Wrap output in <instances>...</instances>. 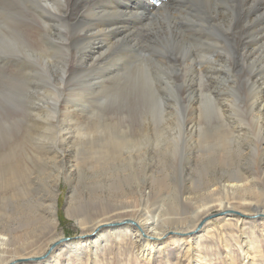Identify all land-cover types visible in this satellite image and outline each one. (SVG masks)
<instances>
[{
	"label": "rangeland",
	"instance_id": "obj_1",
	"mask_svg": "<svg viewBox=\"0 0 264 264\" xmlns=\"http://www.w3.org/2000/svg\"><path fill=\"white\" fill-rule=\"evenodd\" d=\"M93 1L94 12L89 14L81 2L77 4L71 0L60 3L58 10L52 13L46 12L48 8L43 0H0V42L6 45L0 43V160L4 158L8 161L9 168L19 167L16 172V181L19 179L17 185L7 187L5 184L6 188L3 189L13 195V200L10 201L9 195L0 196V222H11V225H7L14 229L12 236L21 237L19 224L22 206H32V210L41 205L47 206L46 196L50 194L52 186L55 188L56 181L59 224L55 234L65 241L58 244L47 259H44V255L51 246L40 250L37 255L32 254L35 246L27 247V252L22 253L16 264H47L50 257L57 258L59 255L58 264H91L86 247L81 248L78 256L64 247L72 241L86 242L87 237H78L91 234L90 226L79 225L70 219L67 209L71 204H79L85 218L103 220L100 215L110 213L107 203L113 200V196L134 193L136 185L144 187L145 200L152 195L135 210H141V219L170 210L178 205V196V201L184 204L182 207L191 213L197 209L201 217L198 229L203 228L204 231L193 236L214 229L212 235L201 239L204 246L191 248L192 257L208 258L209 264H229L231 257L235 264H264V216L254 217L253 210V207L264 205V106L259 108L260 103L264 104L263 94L260 96L261 102L255 103L259 90L264 87V74L253 77L264 69V49L261 48L264 45V21L258 18L263 23H255L252 27L247 18H243V13L241 17L235 14L237 19L233 26L238 28L231 36L223 27H217L218 31L210 27L215 20L209 19L208 16L213 17L209 11H204L207 0H133L131 5L134 6L129 10V0ZM218 1L220 11L224 12L222 19L231 16L233 11L230 10L236 9V1ZM259 2L264 5V0ZM19 6L20 14L16 12ZM112 9H116L115 12ZM198 14L206 16L204 26ZM97 20L100 21L97 28L110 34L111 42L117 47L124 46V49H113L108 54L114 57L108 56L101 66L84 72L74 51L77 45L86 47L89 34L84 33L82 27L88 28ZM157 32L162 34L158 35ZM4 38L16 43L11 46ZM184 39L188 43H184ZM41 42L44 46L41 49L46 51L42 67L38 54L30 51V46L37 49ZM255 44L257 46L253 47ZM248 45H252L251 48ZM56 48L64 50V53L66 51L64 64L68 66V74L64 72L61 85V69L56 67V59L51 54ZM68 51L72 56L68 55ZM49 70L55 76V81L50 83L59 85V89L58 93L50 89L45 96L33 88H40V74L48 73L49 80ZM101 84L105 86L103 89ZM41 95L44 101L40 103L38 99ZM67 110H76L78 123L70 130L75 132V128L81 129L82 136L72 132L71 135L67 134ZM36 115L40 118H36ZM119 128L128 131L127 135L119 133ZM137 130L144 133L142 138L133 135ZM109 135L118 140L132 138L136 141L132 154L136 159L132 163L125 159L122 164H113V161L106 164L89 156L88 149L95 147L94 151L97 150L105 138L110 139ZM37 151L44 156L41 157ZM125 152L123 158L128 151ZM83 153L89 157L84 164L80 159ZM9 170L0 182L11 179ZM218 172L230 176L236 173V177L238 172L245 173L249 190L247 203L238 204L229 211H238L246 216L225 215L205 221L207 217L223 212L217 203L203 208L212 202L211 199L207 200V195L211 190L218 189L215 186L206 190L219 180ZM25 191L30 192L29 196L24 195ZM92 195L100 197L102 201L88 204ZM128 196L125 200L132 195ZM218 197L216 195L214 199ZM130 217V212H125L116 218L109 215L107 220L121 219L130 223ZM238 219L242 221L239 228L227 225H237ZM221 223L225 225L222 233L231 245L230 249L217 240L221 234L216 226H221ZM241 224L245 234L240 232ZM1 230L5 231L0 226ZM36 235L38 237L30 239L28 243L36 238L38 241L43 236ZM190 236L191 233H167L161 241L163 244L154 249L160 254H155L148 262L136 258L131 244L123 252L114 244L111 250L109 247L104 249L107 253L104 258L99 252L101 264H187L185 252L192 243L188 242L180 248L172 242L176 238ZM247 237L249 240L241 241ZM247 243L253 245L255 252L250 260L245 253L249 247ZM17 244L20 245V242ZM11 248L14 252L15 247L12 245ZM30 256L36 260L28 261L26 258ZM165 259H168V263Z\"/></svg>",
	"mask_w": 264,
	"mask_h": 264
},
{
	"label": "bare ground",
	"instance_id": "obj_2",
	"mask_svg": "<svg viewBox=\"0 0 264 264\" xmlns=\"http://www.w3.org/2000/svg\"><path fill=\"white\" fill-rule=\"evenodd\" d=\"M43 1H45V3H46L45 6L48 8V10L46 12L52 13L53 10L54 11H55V9L58 10V8L60 7V3H63L66 0H43ZM74 1L77 2V4L79 2H81L82 3V4L80 3L81 6H86V10L88 9V13L89 14H93L94 8H95V6H94L95 1H93V0H74ZM74 1L71 0V2H74ZM235 1H236V4H235L236 9L234 8V9L230 10V11H233L234 13L232 12L231 16H224V19H222V15H223L222 13H224V12L220 11L221 8H220V5H219V1L218 0H207L206 1L207 3L205 4V7H204V9H206V10H204V11H209L210 12L209 15H213V17L212 16H208V17L211 20H215V22L210 25V27H212V29H214V31H218L217 27H223V28L226 29V33L228 35L233 36V34H235L236 29L238 28V27L235 28V26H233V23H236V19H237L235 14H237V16L241 17V14L243 13V15H244L243 18H247V22L249 21L248 23H250L249 25L252 26V27H254L255 23H263V21H264V5L261 2H259V0H235ZM248 1H250V5L248 4ZM99 2H101V1H99ZM131 2H133V0H129V2L127 3V6H128L127 9L128 10L131 9L132 6H134V5H131ZM223 2H225V1H223ZM227 3H229V2H227ZM109 5H110V3H109ZM26 6L27 5H25V8H24L25 10H26ZM201 6H203V5H201ZM40 7L42 9H44L43 6H40ZM100 7H101V5H100ZM191 7H190V9H191ZM243 7H244V10L242 9ZM107 8L109 9V7H107ZM187 9H188V7H187ZM227 9H228V7H227ZM22 10H23V8H22ZM112 10L115 12L116 9L115 10L112 9ZM198 11L200 12V10H198ZM204 11H201V12H204ZM16 12L18 14H20L21 13V7L17 8ZM96 12H98V11H96ZM102 12L107 13L105 11H102ZM2 13H3V11H2ZM6 13H9V12H6ZM124 14H126V13H124ZM204 15H208V14L205 13ZM98 16H101V13H99ZM205 17H202V14H200V15L198 14V18L203 22L202 23L203 26H204V22L206 20ZM253 18H255V19H253ZM258 18L262 19L263 21H259ZM122 19H121V21H122ZM250 20H252V21H250ZM98 22H100V21L97 20L94 23V25H92V26H90L88 28H87V26L82 27V31L84 33H88L89 34L88 39L86 41L87 44H86V47L83 46V45H82V47L77 45V48L74 51V54H75L76 58L78 59V62L80 63L79 65H82V71H84V72H85L86 69L91 71L95 67L98 68L99 66H101V63L104 62L108 56L112 55V54L110 55L108 53L111 52L113 49L115 50V48H119V49H121V51H123V49H124V46L117 47V46H115L116 45L115 43L111 42L110 37H109L110 34L108 35L102 29H98L97 28V23ZM113 24H114V21H113ZM105 25H107V24H105ZM53 26H54V24H53ZM186 26H188V25H186ZM116 27H114V28H116ZM241 29H242V27H241ZM125 31H123V32H125ZM23 33H25V32H23ZM114 33H115V31H114ZM157 34L161 35L162 33L157 32ZM200 34L201 33H199V35ZM205 34H206V31H205ZM206 35L208 36V34H206ZM65 38H66V36L63 37L64 40H65ZM179 38H181V37H179ZM4 39H7L9 41L8 44L11 45V46L16 43V41H13L11 39H8V38H4ZM161 39H162V37H161ZM258 39H259V37H258ZM54 41H55V39H54ZM166 41H168V40L166 39ZM182 41L184 43H188L186 39H184ZM0 43L3 46H6L5 43H2V42H0ZM63 43L65 44V42H63ZM203 43H204V41H203ZM118 44L124 45L122 42H119ZM16 46H18V45H16ZM251 46L252 45H248L247 47L251 48ZM254 46H257V45L255 44V45H253V47ZM37 47H36L37 49H35L34 46H30V48H31L30 51H34V53L38 54V56L40 58V63L42 64L41 67H42L43 66V62L46 59V54H45L46 51L44 52V50H42L44 48V46L42 45V42L40 43V46L37 45ZM261 48L263 50L264 49V45ZM17 49H19V48H17ZM23 49H27V48L23 47ZM68 52H69L68 55L72 56L71 51H68ZM261 52L263 53V51H261ZM17 53H19V52H17ZM65 53H66V51H65ZM65 53H64V50H62L60 48H56V49L53 50V52H51V54H53L54 58L56 59V64H57L56 67L61 69V81H60L59 85L62 84V81L64 82V77H65V75L68 74V72H67V67L68 66H65V64H64L65 60H66V58L64 59ZM48 58H50V56ZM258 60H261V59L258 58ZM47 65L49 66V64H47ZM255 65H256V63H255ZM257 66H258V64H257ZM49 71H50L49 80L47 79L48 78L47 77L48 73L40 74L39 75L40 76L39 78L41 79L40 88L36 89V88L32 87L33 89L37 90L41 94H44L45 96H46V94L48 92H50L49 91L50 89L55 90L57 93H58V89H59L58 88L59 85L55 86L54 82H53L54 84L50 83L51 81H55V76L53 75L51 70H49ZM262 71H263L262 73L256 74L253 77L254 78L255 77H260L262 74H264V69ZM64 72H65V75H63ZM37 79H38V76H37L36 80ZM263 79H264V75H263ZM33 82H34V79H33ZM98 86H99V84L97 85V87ZM104 87L105 86L103 84H101V89H103ZM74 89H75V87H74ZM32 95H33V93H32ZM261 95L264 96V87H263V89L259 90V94H257V100H256L255 103L261 102L260 101V96ZM39 97H40V99H38V101L39 102L40 101L43 102L44 101L43 95H41ZM44 105H42V106H44ZM263 106H264V104L262 105L260 103L259 108L261 109V108H263ZM67 112L68 113L66 114V117L69 119V125L67 126L69 132L67 134L71 135L72 130H70V129L75 124L77 126L78 120L75 119L76 110H70V111L67 110ZM259 113L261 114V112H259ZM255 115H256V113H255ZM36 118H40V117H37V115H36ZM256 125H257V122H256ZM75 132H72V134H75V135L77 134V135L80 136L83 133L81 129L77 130V128H75ZM118 132L119 133H126V135H127L128 131H124L123 129L119 128ZM130 132H132V131H130ZM86 133H85V135H86ZM100 134H102V133H100ZM143 134L144 133H142L140 130H137V131L133 132L134 136H140L141 138H142ZM87 135H90V134H87ZM106 136L107 135H104V137H106ZM109 136H110L109 140L106 139V138H105V140L102 139L104 141H102V143L98 146L99 148L97 150L95 149V151H94L95 147H93L92 150L88 149L89 156H91V158H95V159H98L100 161H105L106 164L109 161H113V164L114 163H119V162L121 163V162L125 161V159L129 160L130 163H132L133 160L136 159V158H134V155H132L133 151L135 152L134 148L136 147V145H135L136 141H133L131 136H130L131 140H129L127 138H124V140H118L116 137H113L112 135H109ZM62 137H64V136L62 135ZM112 138H114V141H112ZM176 138H177L176 140H178V137H176ZM63 142H66V140H63ZM125 151H128V152L126 154V157L123 158V153H126ZM37 153L40 154L39 151H37ZM82 155H83V157L80 158V159H81L82 163L84 164L85 161H87V158H89V157H87L85 155V153H83ZM40 156L42 157L44 155L40 154ZM74 158L76 160H78L76 158V156ZM11 162H12V160H11ZM16 162H17V160H16ZM127 164L128 163H126L125 165H127ZM8 165H9L8 161H6L4 158H3V160H0V179H1V177L5 179V177L7 176L6 171L9 170V169H10L9 170L10 171L9 172V177L11 178V179H6L5 181H4V179L1 180V182H0V196H2L3 194L4 195H9L7 193V191H5L3 189H5L6 186L7 187L8 186L15 187V185H17V181L19 180L18 179L16 181V176H17L16 172L19 169V167L16 168V167H12L11 166L12 168L11 167L9 168V167H7ZM80 165H82V164H80ZM89 165H90V163L88 164V166ZM71 168L72 169H77V167H75V166L74 167L71 166ZM124 168H126V166H124ZM218 173L220 174L219 180L216 183L213 182L212 185L209 186L206 190L209 191L212 187H215V186H218L217 187L218 189L215 190V191L211 190L209 195H207L208 193L206 194L208 196L207 200L211 199L212 202H208L205 206H203V208H206V206H209L211 204L214 205L213 203H217L218 207L221 208L222 211H226V210H234L236 208V206H238V204L240 206V205H243L244 203H247L246 202L247 201L246 200V196L248 195L247 193H248L249 190H248V187H246L247 186V178H245V173L238 172L237 173L238 174L237 177H236V173L234 174V176L226 175V174L221 173V172H218ZM5 184H7V185L5 186ZM54 184H55L54 185L55 188L52 186L53 187V190H52V187H51V189L49 191L50 194L48 196H46L48 199H45V201L47 203H49L47 206H44V205L42 206L41 205V207H38L37 209H34V210H32V208H33L32 206H22V208H21L22 212H20L22 220H21V222L19 224V227L21 226L19 228V231L22 232L21 233V237L20 236L18 237L17 235L16 236H12L13 235L12 232H14V229L11 230L9 228V226H8V225L12 224L11 222H6L4 220H2L3 222H0V226L3 227V229H5V231L4 230L0 231V264H16L18 262V260L21 259L20 256L22 255V253L23 254L26 253L27 252L26 251L27 247H30V246H35V249L32 250V251H34L32 254H35V255H37L40 252V250L43 251L44 249H46V248L51 246L50 249H49V252L46 255H44L45 256L44 259H47L50 256L48 254H50L51 251L53 249H55V247L58 244H60L61 242L64 241L62 239V237L60 238V236L55 234V231H56V228L58 227L59 221H58V218H57V209H56V207H57V199L56 198H57V193H58V187H57L58 183L56 181H54ZM104 187H105V185H104ZM136 188H137V189H135L136 192H134V193L130 192V193H127V194L125 193V194H122L121 197H117L118 194H115L116 192L113 193V194H115V196H113V200H111L109 203L106 202L109 205V207H110V213H101V215H100V217L102 219L104 218L103 220H99V218H96V219H90L89 217L85 218L84 215H83L84 213L81 212L82 209L80 208L79 204H74V205L71 204L70 207L67 209L68 217L70 219L71 218L74 219L75 222L77 221V223L79 225L90 226L91 234L83 235V236H79L78 237V238L87 237L86 242L77 241V242L73 243V241H72V243H67V245H65L64 247L68 250V252L73 254V255H77L78 256V252L81 250V248L86 247V249L88 250L89 261L91 262V264H101L102 260L100 258V254H99L100 251H101L102 258H104L107 255V253H105V250H106L105 248H107V247L110 248L111 246H113L115 244V246L118 247V250L123 252L125 250V248L128 245L131 244L132 252L135 253L136 258L140 259L143 262H148L149 260L151 261V259L153 258V256L155 254H160L159 252H156L154 249L156 248L157 245L163 244V242H161V241L166 237L167 233L173 231L174 233H176L178 235L189 234V233L192 234V237L190 236L191 238L190 237H188V238H176L172 242L174 244L177 243L176 245L178 247H180V248L185 247L188 242L192 243V246L188 250H186V252H185V256H188L187 264H202V262H205V264H207L208 263V258L204 259V258H201L200 256H193V257L191 256V252H192L191 248L194 246L195 249L196 248L198 249L199 246H204L205 244L201 243V239L203 240L208 235H212L213 234L212 231H214V229L206 230V232L204 234H201L199 236H193V234L198 233L199 231H204L203 228H199L198 229V222L200 221L201 217L199 216L198 211H196L197 209L194 212H192V213L188 212L185 207H182V206H184L183 202L182 201H178V196L174 195V197L176 196V201H177L178 205H175L170 210L163 211L161 209L162 211L161 212L159 211L160 212L159 214H157L155 216H147L146 219H141V210H139L137 212L135 210L137 209V207L139 205H142V204H144V202H147L152 195H148L147 199L145 200L143 198V192H144L143 188L144 187L142 185H136ZM201 192H204V191H201ZM24 193H25L24 194L25 196L26 195L29 196V194H30L29 191H25ZM128 195H132V196H130L129 200H125V198L129 197ZM216 195H219V197L214 199ZM92 196L93 197L91 198V202H88V204H92L94 202L100 203L102 201L100 199V197H96L95 195H92ZM181 196L182 195H180L179 198ZM9 197H10V201H12L13 200V195H9ZM137 200L140 201V202H138ZM195 202H196V200H195ZM238 202H240V203H238ZM189 203H191V201ZM192 204L193 203H191V205ZM22 205H26V204L23 203ZM4 208L8 209L6 206H4ZM253 210H254L255 216L259 215V214H263L264 215V205L253 207ZM125 212L126 213L130 212V214H131L130 223H128L126 221H121V219L118 220V221L111 220V219L107 220V216H109V215H114L115 218H116L117 215L120 216V215H122V213H125ZM81 217H84V218H81ZM7 221H8V219H7ZM232 221H234V220H232ZM237 222H238L237 225H236V223H234L233 225L232 224H227V225H229L231 228H233V227L239 228V223L242 222V221L240 219H238ZM15 227L17 228L18 226L15 225ZM224 227H225V225L222 224V223H221V226H219V227L216 226V228L219 230V232L221 234L217 238V240L222 242V243L224 242L225 243V247L227 249H230L231 245L226 242L227 238L224 237L223 233H222ZM242 228H243V224H241L240 232L242 234H245V231ZM201 229H203V230H201ZM45 232H47L46 235H45ZM36 233L43 235L42 237H40L41 239H39L37 241L36 239H38V238H36L35 241H33V242L31 241V243H28L30 239H32L34 237H38V235H36ZM22 235H24V236H22ZM78 238H75V239H78ZM75 239H71V240H75ZM59 240H61V241L59 242ZM247 240H249L248 237L245 238V240H241V241H247ZM241 241L237 240L236 242L241 244ZM17 242L18 243L20 242V245H18ZM12 245L15 247V251L14 252L12 251V248H11ZM248 246H249L248 247V251H246L245 253L248 255V260H250L249 259L250 256L252 254L254 255L255 252H254V247H253L252 244H248ZM110 250H111V248H110ZM229 253H232V251H230ZM59 257H60V255L57 258L56 257H50L48 259L50 261H47V264H58ZM33 258H34V256H30L29 258H26V259H29L28 261H31V260H34ZM165 260L168 263V259H165ZM130 263H131V261H130ZM103 264H106V263H103ZM229 264H235V261L232 259V257H231V260H230ZM252 264H255V263H252Z\"/></svg>",
	"mask_w": 264,
	"mask_h": 264
},
{
	"label": "water",
	"instance_id": "obj_3",
	"mask_svg": "<svg viewBox=\"0 0 264 264\" xmlns=\"http://www.w3.org/2000/svg\"><path fill=\"white\" fill-rule=\"evenodd\" d=\"M225 215H239L241 217H244L246 215H243L242 213L238 212V211H229V210H226V211H223L219 214H214L212 216H209L207 217V219H205V221L209 220V219H212V218H215V217H218V216H225ZM259 216H264L263 214H259V215H256L254 217H259ZM36 260V259H34Z\"/></svg>",
	"mask_w": 264,
	"mask_h": 264
}]
</instances>
